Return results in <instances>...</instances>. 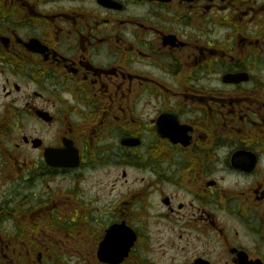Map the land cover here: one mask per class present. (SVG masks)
<instances>
[{"label": "flooded vegetation", "instance_id": "af4514ba", "mask_svg": "<svg viewBox=\"0 0 264 264\" xmlns=\"http://www.w3.org/2000/svg\"><path fill=\"white\" fill-rule=\"evenodd\" d=\"M0 78V264H264V0H0Z\"/></svg>", "mask_w": 264, "mask_h": 264}, {"label": "rangeland", "instance_id": "374dc122", "mask_svg": "<svg viewBox=\"0 0 264 264\" xmlns=\"http://www.w3.org/2000/svg\"><path fill=\"white\" fill-rule=\"evenodd\" d=\"M3 82H4L3 79L0 78V104L4 98L2 88H1V85ZM31 126H32V124L30 122H28L27 120H25V122H23V119H22L21 122H19V126H17V129L14 131V133H16L17 131L19 132V130H24V132L28 133ZM8 185H10V184H8ZM16 188H18V187H16ZM11 192L12 191H9L7 193V196L10 195ZM152 202H153V207H151V208L147 207L148 216H151V215L160 216V207H159L160 206V200H159V196L157 193L152 196ZM147 231H150V232L155 233V234L160 232V219H158V222L156 220H153V221L149 220V222H147Z\"/></svg>", "mask_w": 264, "mask_h": 264}, {"label": "water", "instance_id": "95a60500", "mask_svg": "<svg viewBox=\"0 0 264 264\" xmlns=\"http://www.w3.org/2000/svg\"><path fill=\"white\" fill-rule=\"evenodd\" d=\"M120 232H127V230L125 229H119L116 227H112L110 228V230L108 231V237H113L116 233H120Z\"/></svg>", "mask_w": 264, "mask_h": 264}]
</instances>
